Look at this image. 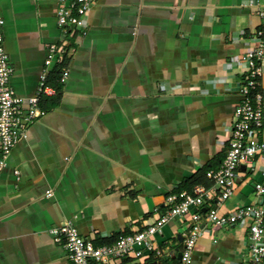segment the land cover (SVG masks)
Masks as SVG:
<instances>
[{"label":"crops","instance_id":"obj_1","mask_svg":"<svg viewBox=\"0 0 264 264\" xmlns=\"http://www.w3.org/2000/svg\"><path fill=\"white\" fill-rule=\"evenodd\" d=\"M56 8V0H0L18 96L36 93L49 44H69L68 77L48 79L55 92L41 97L44 113L0 173V264H74L50 232L67 220L104 244L159 217L187 178L224 159L244 56L260 47L264 113V0H95L84 34L65 31ZM262 177L241 164L220 211L257 202ZM206 180L196 185L212 187ZM188 224H164L154 237L160 253L107 264H180ZM246 241V226L210 224L191 264H236Z\"/></svg>","mask_w":264,"mask_h":264},{"label":"built area","instance_id":"obj_2","mask_svg":"<svg viewBox=\"0 0 264 264\" xmlns=\"http://www.w3.org/2000/svg\"><path fill=\"white\" fill-rule=\"evenodd\" d=\"M56 1L57 23L65 31L77 30L86 33L87 13L95 0ZM4 23V18L0 15V173L14 145L27 135L29 125L44 113L41 97L55 92V88L48 83L50 67L61 66V81H65L69 75V66L64 63L69 44L66 41L50 43L36 93L26 98L18 96L10 85L14 69L4 46ZM262 53L260 47L244 56L247 76L240 84L243 98L236 105L230 123L231 135L226 155L218 167L207 170V176L214 181L213 186L199 184L192 192L183 189L170 194L168 203L159 217L140 230L119 236L112 243L96 244L92 239L82 236L70 220L53 227L50 232L56 241L63 244L74 264H107L132 254L142 257L152 251L160 253L154 237L162 231L166 222L175 217H186L189 221L183 238L180 264H191L197 238L210 224L246 226L247 254L236 264H262L264 165L255 166L257 159H264V138L259 137L264 116L263 96L258 89V76L262 70L259 59ZM243 163L261 171L262 179L254 182L260 199L255 203L242 204L230 212H221L218 205L234 194L238 168ZM48 193L51 194L50 191Z\"/></svg>","mask_w":264,"mask_h":264},{"label":"trees","instance_id":"obj_3","mask_svg":"<svg viewBox=\"0 0 264 264\" xmlns=\"http://www.w3.org/2000/svg\"><path fill=\"white\" fill-rule=\"evenodd\" d=\"M61 66H57L55 68H53L52 72L49 75V78H54V79H58V81L61 77ZM210 167H202L200 168L198 171L195 172V174H193L191 177L187 178L180 186L178 191H181L182 189L186 188L189 191H193V187L198 184V183H203L208 185L207 182V176H206V172Z\"/></svg>","mask_w":264,"mask_h":264}]
</instances>
